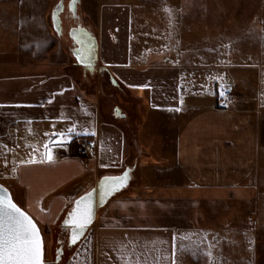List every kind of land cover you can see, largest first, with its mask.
<instances>
[{"label":"crops","instance_id":"obj_1","mask_svg":"<svg viewBox=\"0 0 264 264\" xmlns=\"http://www.w3.org/2000/svg\"><path fill=\"white\" fill-rule=\"evenodd\" d=\"M55 1L0 0V183L46 232L101 177L132 168L126 192L97 210L61 264H264L263 85L243 74L222 107V89L194 71L206 65L181 62L178 50L143 61L132 52L143 22L134 23L135 0H81L96 38L91 69L55 32ZM102 76L125 89L134 115L93 88ZM221 235L238 239L233 263L224 251L212 258Z\"/></svg>","mask_w":264,"mask_h":264},{"label":"rangeland","instance_id":"obj_2","mask_svg":"<svg viewBox=\"0 0 264 264\" xmlns=\"http://www.w3.org/2000/svg\"><path fill=\"white\" fill-rule=\"evenodd\" d=\"M135 1L141 7L134 8V23L143 22L140 27H133L132 52L143 61L152 62L160 55H174L178 50L182 53L181 62L206 65L205 68H194V71L206 72L201 78L204 87L216 91L234 86L235 82L243 87V74L251 73L245 76H251L254 86L260 83L264 90V74L258 78L257 68L258 64L264 68V0H177L175 3L173 0ZM58 2L55 1L52 11ZM118 2L129 4V0H102L103 5ZM169 2L171 4L167 6ZM52 11L49 13L51 17ZM172 32H176V35L180 32L185 37L178 41L171 35ZM97 82L98 86L94 84L93 88L101 89L103 94L106 90L113 91L118 103L126 110L124 112L134 115V104L125 98V89L111 85V81L103 76ZM216 99L217 96H214L213 101ZM136 122L133 121V124ZM57 141V138H52L51 143L56 145ZM66 147L68 149L69 145ZM4 165H8V162L0 161V168ZM1 177L0 173V180H3ZM79 182L80 177L71 184L78 185ZM2 183L10 189L8 183ZM126 187L124 189H128ZM124 189L119 193L126 192ZM12 196L14 199L13 193ZM51 231L50 227L49 232L44 231L43 235L44 264H61L62 258L70 257L75 248H65L61 260L56 263L58 246H54ZM222 236L215 241L212 258L219 259L220 252L224 251L230 254L229 260L233 263L238 239L231 235L228 240L224 238V242ZM223 243H230L231 247L222 248Z\"/></svg>","mask_w":264,"mask_h":264},{"label":"water","instance_id":"obj_3","mask_svg":"<svg viewBox=\"0 0 264 264\" xmlns=\"http://www.w3.org/2000/svg\"><path fill=\"white\" fill-rule=\"evenodd\" d=\"M81 0H59L52 11V23L58 36L68 42L73 55L78 63L87 65L95 69L97 63L96 38L91 30L84 25L80 11ZM131 167H126L121 173L116 175H105L100 178L94 187L76 199L67 211L62 224L69 227L68 245L74 246L86 234L88 228L95 222L97 210L104 206L107 201L117 192L127 186L131 179ZM126 177L123 183H114L111 178ZM106 178H109L106 181ZM111 189H116L111 191ZM90 196V199H84ZM7 199L16 205L25 215H27L36 226L37 235L41 244L40 264H44V237L40 226L33 216L22 208L12 197L11 191L4 184L0 183V200ZM80 201L79 208L77 202ZM87 208L91 209V218L82 231L75 228L74 221L80 219ZM76 232V240L73 242V232ZM56 263L61 260L63 246L57 248Z\"/></svg>","mask_w":264,"mask_h":264},{"label":"snow or ice","instance_id":"obj_4","mask_svg":"<svg viewBox=\"0 0 264 264\" xmlns=\"http://www.w3.org/2000/svg\"><path fill=\"white\" fill-rule=\"evenodd\" d=\"M51 160V155L47 156ZM109 178H106V181ZM114 183H123L126 177L111 178ZM116 189H111L115 191ZM84 199H90V196ZM80 201L77 202L79 208ZM91 218L87 208L80 219L74 221L75 228L82 231ZM76 232H73V242ZM41 244L37 229L31 218L7 199L0 200V264H40Z\"/></svg>","mask_w":264,"mask_h":264},{"label":"built area","instance_id":"obj_5","mask_svg":"<svg viewBox=\"0 0 264 264\" xmlns=\"http://www.w3.org/2000/svg\"><path fill=\"white\" fill-rule=\"evenodd\" d=\"M238 93V88L226 87L221 90L222 100L220 102L222 107L228 106L233 99L234 95ZM91 142L89 139L84 138L80 141L79 152L83 157H87L91 154Z\"/></svg>","mask_w":264,"mask_h":264},{"label":"trees","instance_id":"obj_6","mask_svg":"<svg viewBox=\"0 0 264 264\" xmlns=\"http://www.w3.org/2000/svg\"><path fill=\"white\" fill-rule=\"evenodd\" d=\"M51 234L54 240V246H58L60 242L65 241L67 238V230L68 227L64 224H62V221L57 224L55 227H52ZM49 231H46V233ZM43 235L45 232H42Z\"/></svg>","mask_w":264,"mask_h":264},{"label":"flooded vegetation","instance_id":"obj_7","mask_svg":"<svg viewBox=\"0 0 264 264\" xmlns=\"http://www.w3.org/2000/svg\"><path fill=\"white\" fill-rule=\"evenodd\" d=\"M68 233H69V227H68V230H67V238H68ZM67 238H66L65 241L60 242L59 245H58V247L63 246V249L70 248L71 246L68 245Z\"/></svg>","mask_w":264,"mask_h":264}]
</instances>
